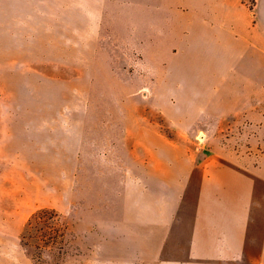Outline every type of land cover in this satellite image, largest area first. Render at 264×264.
I'll return each instance as SVG.
<instances>
[{"label": "rangeland", "instance_id": "obj_1", "mask_svg": "<svg viewBox=\"0 0 264 264\" xmlns=\"http://www.w3.org/2000/svg\"><path fill=\"white\" fill-rule=\"evenodd\" d=\"M134 2L82 5L94 21L106 15L102 34L94 27L87 36L77 0H0V62L18 65H0V222H7L0 235L17 236L35 264L133 263L109 228L129 219L124 174L144 172L133 160L143 157L133 153L138 141L159 147L172 166L163 163L161 172L189 170L177 161L187 156L198 173L213 156L232 163L264 153V117L252 124L226 117L230 103L219 101L216 88L193 99L186 56L168 50L169 37L145 52L132 38L123 41L122 17L135 29ZM146 74L155 84L143 89ZM43 209L57 214L53 229L37 218ZM201 247L183 264H264L239 258L234 246Z\"/></svg>", "mask_w": 264, "mask_h": 264}, {"label": "crops", "instance_id": "obj_2", "mask_svg": "<svg viewBox=\"0 0 264 264\" xmlns=\"http://www.w3.org/2000/svg\"><path fill=\"white\" fill-rule=\"evenodd\" d=\"M136 1L132 33L122 17L123 41L132 38L139 52H145L169 37L168 50L186 56L187 85L196 95L193 99H199L201 90V99L206 100V91L216 88L219 101L230 103L223 112L226 117L242 118L247 124L264 117V109L259 108V100L264 101V0H254L251 8L241 0ZM88 2L94 0L76 3L86 15L84 35L95 27L100 36L106 15L94 21V15H87L82 6ZM0 65L18 68L11 60ZM144 79L143 89L155 84L147 74ZM141 95L147 100L157 96ZM147 129L152 132L155 126ZM134 146L133 153L139 155L140 149L143 157L133 160L144 172L124 174L129 219L113 221L109 228L113 238L129 246L132 264H183L194 259L190 253L211 244L218 251L220 246H234L239 258L243 254L251 261L264 260V153L240 155L232 163L213 156L203 161L198 173L187 156L177 161L189 163V170L161 172L163 163L169 170L172 166L163 162L155 143L143 140ZM191 189L192 204L186 197ZM199 195H205L212 206H206ZM5 225L0 222V230ZM0 264L35 263L17 236L5 234L0 235Z\"/></svg>", "mask_w": 264, "mask_h": 264}, {"label": "trees", "instance_id": "obj_3", "mask_svg": "<svg viewBox=\"0 0 264 264\" xmlns=\"http://www.w3.org/2000/svg\"><path fill=\"white\" fill-rule=\"evenodd\" d=\"M40 213L38 214L37 218L40 220V222L44 225H46L47 228L49 229H53L49 226L48 222L50 220H52L53 218H55L57 216V214L52 211V210H47V209H43V210H40L39 211ZM36 216H33V219L35 218ZM31 221V219H29L27 222L29 224V222ZM43 237H46L45 235ZM50 237H48L49 239ZM22 239L24 240L25 239V234L23 233L22 235ZM26 244V242H25Z\"/></svg>", "mask_w": 264, "mask_h": 264}, {"label": "built area", "instance_id": "obj_4", "mask_svg": "<svg viewBox=\"0 0 264 264\" xmlns=\"http://www.w3.org/2000/svg\"><path fill=\"white\" fill-rule=\"evenodd\" d=\"M243 1H244L243 3H244L245 5L250 6V5H248V4H250V0H243ZM252 6H253V5H252Z\"/></svg>", "mask_w": 264, "mask_h": 264}]
</instances>
